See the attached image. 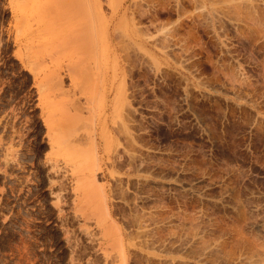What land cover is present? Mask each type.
I'll return each instance as SVG.
<instances>
[{
	"label": "rangeland",
	"instance_id": "obj_1",
	"mask_svg": "<svg viewBox=\"0 0 264 264\" xmlns=\"http://www.w3.org/2000/svg\"><path fill=\"white\" fill-rule=\"evenodd\" d=\"M80 2L0 0V264H264V0Z\"/></svg>",
	"mask_w": 264,
	"mask_h": 264
},
{
	"label": "bare ground",
	"instance_id": "obj_2",
	"mask_svg": "<svg viewBox=\"0 0 264 264\" xmlns=\"http://www.w3.org/2000/svg\"><path fill=\"white\" fill-rule=\"evenodd\" d=\"M85 1V0H84ZM84 1L82 2V0H81V2L80 3H84ZM72 2L74 3V0H72ZM87 2V1H86ZM117 2V1H116ZM64 3V2H63ZM68 3V2H67ZM87 3H90V2H87ZM92 3V2H91ZM95 3H96V1H95ZM70 4V3H69ZM76 4H77V2H76ZM78 4H79V1H78ZM118 4V3H117ZM88 6H89V4H88ZM116 7V6H115ZM118 9L119 8H116L115 10V12H114V14L115 13H117V11H118ZM82 10V9H81ZM83 10H85L84 8H83ZM100 11V10H99ZM23 13V12H22ZM78 13V12H77ZM124 13V12H123ZM88 15V14H87ZM111 16H113V15H111ZM116 17V16H115ZM114 18V17H113ZM85 20V19H84ZM82 22H83V20H81ZM87 21V20H86ZM85 21V22H86ZM92 21V20H91ZM108 21V20H107ZM79 21H77V23H78ZM88 22V21H87ZM106 22V21H105ZM104 23V22H103ZM107 23V22H106ZM120 24H118V29L122 32V34H124V35H126L127 37H130V38H133V35L135 34L136 36H138V34H137V28L135 27V28H133V31H134V34L132 33V29H129V25H128V23H127V20L124 18V17H120V22H119ZM74 24V23H73ZM90 24H92L91 22H90ZM76 25V24H75ZM122 27H121V26ZM72 26V25H71ZM86 26V25H85ZM85 26H83V28L85 27ZM94 26V25H93ZM95 26H96V24H95ZM101 26H102V24H101ZM89 27H90V25H89ZM122 29H121V28ZM123 27H125L124 29H123ZM78 28V27H77ZM82 28V29H83ZM85 28H88L87 26L85 27ZM97 28V27H96ZM81 28H79V30H80ZM114 29L115 28H113V27H111V25H109V24H107L105 27H103L102 28V31L101 32H99L100 33V35L102 36V37H104V38H106V41H107V38H108V44L109 45H112L113 46V49L114 48H116V44L114 43V40H113V36H115L114 35ZM71 30V29H70ZM123 30V31H122ZM72 31V30H71ZM88 32H90V29L88 30V31H86V33H88ZM86 33L84 32V34L83 35H86ZM82 34H81V37H84L85 38V36H82ZM89 34V33H88ZM91 34H94V32H92ZM116 34V33H115ZM123 35V36H124ZM69 36V35H68ZM80 36V35H79ZM88 36V35H87ZM86 36V37H87ZM98 36V35H97ZM80 37V38H81ZM92 37H94V35L92 36ZM126 37V38H127ZM66 38V37H65ZM97 38V37H96ZM86 39V38H85ZM87 41H89V40H87ZM87 41H85V43H87ZM92 44V43H91ZM94 44V43H93ZM86 51V50H85ZM78 52V51H77ZM100 67V66H99Z\"/></svg>",
	"mask_w": 264,
	"mask_h": 264
}]
</instances>
